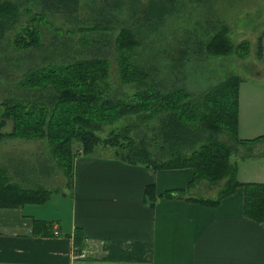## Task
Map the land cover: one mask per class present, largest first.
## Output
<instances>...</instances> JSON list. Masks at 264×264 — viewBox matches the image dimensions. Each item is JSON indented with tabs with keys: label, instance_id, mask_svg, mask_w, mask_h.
Listing matches in <instances>:
<instances>
[{
	"label": "trees",
	"instance_id": "trees-1",
	"mask_svg": "<svg viewBox=\"0 0 264 264\" xmlns=\"http://www.w3.org/2000/svg\"><path fill=\"white\" fill-rule=\"evenodd\" d=\"M176 1L97 0L91 5L94 16L83 19L79 0H0V38L11 34L8 42L17 50L49 47L48 56L18 80V88L29 93L0 100V137H44L67 180L75 156L97 146H108L121 161L153 169L190 167L183 187L161 194L177 196L204 184L213 189L212 196L194 198L215 205L241 184L244 215L264 223V182L238 181L232 158L235 146L247 140L236 135L240 77L228 73L198 90L184 84L190 54L193 59L232 51L243 56L247 40L233 43L226 23L210 28L205 38L187 36L172 47L176 53L161 74V67L144 56L137 28L155 30L177 9ZM108 49L114 50V79ZM256 52L259 56L260 36ZM151 184L145 185L147 192ZM51 191L38 183L9 181L0 165V206L39 202Z\"/></svg>",
	"mask_w": 264,
	"mask_h": 264
},
{
	"label": "crops",
	"instance_id": "crops-1",
	"mask_svg": "<svg viewBox=\"0 0 264 264\" xmlns=\"http://www.w3.org/2000/svg\"><path fill=\"white\" fill-rule=\"evenodd\" d=\"M237 97L236 133L247 139L241 144L264 145V114L248 112L253 104L244 103L239 86ZM93 153L76 155L70 179L60 173L49 187L68 199L49 194L0 206V264H264V223L244 215L241 184L215 205L194 198L212 196L213 189L199 190L204 184L168 197L161 193L183 187L190 167L153 169ZM23 160L0 165L11 181L39 184L27 183ZM235 167L238 181L264 182V151Z\"/></svg>",
	"mask_w": 264,
	"mask_h": 264
},
{
	"label": "rangeland",
	"instance_id": "rangeland-1",
	"mask_svg": "<svg viewBox=\"0 0 264 264\" xmlns=\"http://www.w3.org/2000/svg\"><path fill=\"white\" fill-rule=\"evenodd\" d=\"M96 2L97 0H79L78 17L83 19L93 17L91 5ZM176 5L177 9L173 13L165 15L155 30L145 31V27L137 28L138 33H136L143 45L144 56L156 62L157 67H161L159 72L165 74L164 67L168 69L169 66L167 65L176 53H173L171 49L180 45V39L187 36L194 37L196 33L205 38L206 32L210 31V28L213 30L220 23H226L228 25L227 35L233 43H238L242 39L247 40V53L239 56L235 51H232L225 55L207 56L201 59H193V54H190L183 67L186 74L184 84L189 88L198 90L228 73H235L240 77L238 86L240 87L241 99L246 104L250 102L253 104V106H249L248 112L264 114V69L262 68L264 65V0H177ZM118 15L119 18L125 17L122 12ZM206 18L213 27L205 22ZM54 19L58 23L61 21L55 16ZM125 22V24L131 25L128 21ZM10 36L11 34L0 38V100L7 97L20 98V96L28 94L29 89L18 88V80L24 71L39 65L44 59V55L48 56L45 53L49 49L48 46H46L48 49L44 47V49L30 51L13 49L8 42ZM258 36H260L261 46L259 56L256 52ZM187 46L189 47L190 44L188 43ZM196 46L195 44L192 45L194 48H197ZM48 54L50 55V53ZM85 54L89 55V53ZM106 54L110 60L111 76L114 79L116 66L114 64V50L108 49ZM170 72L173 75L177 74L173 69ZM248 88L253 91L244 96L242 91ZM9 125L10 123L7 122L2 130H8ZM108 128L109 126H106L101 134ZM93 151L99 155H112L113 152L108 146H97ZM263 151L264 145L258 147L256 144H238L235 146V154L232 158L235 163L239 162L241 158H247V161H251V157ZM8 157L24 159L20 166L23 167V170L29 168L27 183L37 181L39 184L51 187L60 181V168L55 164L51 155V146L44 137H0V163H6ZM41 167H45L46 170L44 171ZM40 169L43 170V173ZM48 174L52 176L48 178L46 176ZM65 187V185L60 186L62 189ZM199 190H205V186L203 185ZM59 191L57 189L50 192L53 201L58 200V197L60 199L61 197L62 199L69 198V195H66L65 198ZM67 192L68 194L70 192L69 186Z\"/></svg>",
	"mask_w": 264,
	"mask_h": 264
},
{
	"label": "built area",
	"instance_id": "built-area-1",
	"mask_svg": "<svg viewBox=\"0 0 264 264\" xmlns=\"http://www.w3.org/2000/svg\"><path fill=\"white\" fill-rule=\"evenodd\" d=\"M76 256H83L84 255V251L81 250V251H78L75 253Z\"/></svg>",
	"mask_w": 264,
	"mask_h": 264
}]
</instances>
